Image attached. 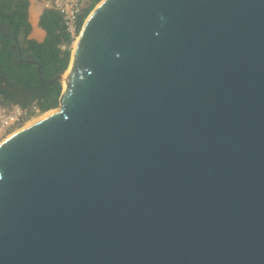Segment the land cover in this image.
<instances>
[{
	"label": "water",
	"instance_id": "1",
	"mask_svg": "<svg viewBox=\"0 0 264 264\" xmlns=\"http://www.w3.org/2000/svg\"><path fill=\"white\" fill-rule=\"evenodd\" d=\"M37 74L62 91L0 142V264H264V0H100Z\"/></svg>",
	"mask_w": 264,
	"mask_h": 264
},
{
	"label": "trees",
	"instance_id": "2",
	"mask_svg": "<svg viewBox=\"0 0 264 264\" xmlns=\"http://www.w3.org/2000/svg\"><path fill=\"white\" fill-rule=\"evenodd\" d=\"M99 1L92 0L86 13ZM28 5L29 0H0V104L19 103L26 106L36 101L44 112L58 106L62 85L58 81H41L37 68L44 80L64 71L70 61L72 43L58 12L44 7L37 22V26L44 31V37L41 41L28 37L32 29L28 20ZM36 10L34 4L30 16L33 25L36 23ZM38 32L35 29L33 36L40 38L41 33ZM16 44L21 56H27L33 63L19 59Z\"/></svg>",
	"mask_w": 264,
	"mask_h": 264
},
{
	"label": "built area",
	"instance_id": "3",
	"mask_svg": "<svg viewBox=\"0 0 264 264\" xmlns=\"http://www.w3.org/2000/svg\"><path fill=\"white\" fill-rule=\"evenodd\" d=\"M91 3L92 0H43L42 7L58 12L64 31L74 44ZM61 47L64 48V45ZM46 112L41 111L36 101L26 106L19 103L0 104V140H4Z\"/></svg>",
	"mask_w": 264,
	"mask_h": 264
},
{
	"label": "crops",
	"instance_id": "4",
	"mask_svg": "<svg viewBox=\"0 0 264 264\" xmlns=\"http://www.w3.org/2000/svg\"><path fill=\"white\" fill-rule=\"evenodd\" d=\"M36 5L37 6V1L36 0H29V5H28V20H29V22H30V24H31V27H33V30L31 29V35H33V32H34V30L36 29L37 31H39L38 33H41V36H40V38H38V40H42V38L44 37V31L42 30V29H40L38 26H37V22H38V17L39 16H37L36 15V23H35V25H33V23H32V21H31V18H30V16H31V8H32V6L33 5ZM42 7V6H41ZM37 8H38V6H37ZM40 9H42V8H40ZM36 38V39H37Z\"/></svg>",
	"mask_w": 264,
	"mask_h": 264
},
{
	"label": "rangeland",
	"instance_id": "5",
	"mask_svg": "<svg viewBox=\"0 0 264 264\" xmlns=\"http://www.w3.org/2000/svg\"><path fill=\"white\" fill-rule=\"evenodd\" d=\"M37 1V6H38V8H37V10H36V15L37 16H39V14H40V12H41V9L40 8H42L41 6L43 5V0H36ZM32 30H33V27H32ZM28 37H30V38H34V39H36L37 37H35V36H33V35H31V33L28 35ZM36 40H38V38L36 39ZM38 41H40V40H38ZM73 44H72V49H73ZM47 113V112H46ZM44 114V113H43ZM1 141V140H0Z\"/></svg>",
	"mask_w": 264,
	"mask_h": 264
},
{
	"label": "bare ground",
	"instance_id": "6",
	"mask_svg": "<svg viewBox=\"0 0 264 264\" xmlns=\"http://www.w3.org/2000/svg\"><path fill=\"white\" fill-rule=\"evenodd\" d=\"M74 44H75V42H74ZM74 44H73V46H74ZM45 114H48V112H47V113H44V114H41L40 116L36 117L34 120L28 122L27 124H30L31 122H33V121H35L36 119H38V118L44 116Z\"/></svg>",
	"mask_w": 264,
	"mask_h": 264
},
{
	"label": "flooded vegetation",
	"instance_id": "7",
	"mask_svg": "<svg viewBox=\"0 0 264 264\" xmlns=\"http://www.w3.org/2000/svg\"><path fill=\"white\" fill-rule=\"evenodd\" d=\"M7 35V34H6ZM9 36V35H8ZM12 39H13V37H11ZM17 50H18V48H17ZM20 51V50H19ZM18 56H19V59H24V58H26L27 56H21V51L20 52H18Z\"/></svg>",
	"mask_w": 264,
	"mask_h": 264
},
{
	"label": "clouds",
	"instance_id": "8",
	"mask_svg": "<svg viewBox=\"0 0 264 264\" xmlns=\"http://www.w3.org/2000/svg\"><path fill=\"white\" fill-rule=\"evenodd\" d=\"M88 14H89V13H88ZM88 14H87V15H88Z\"/></svg>",
	"mask_w": 264,
	"mask_h": 264
}]
</instances>
